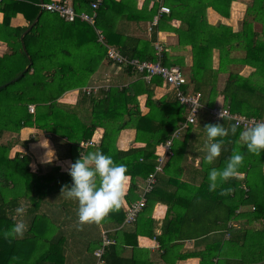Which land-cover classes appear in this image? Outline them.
<instances>
[{
    "label": "trees",
    "instance_id": "16d2710c",
    "mask_svg": "<svg viewBox=\"0 0 264 264\" xmlns=\"http://www.w3.org/2000/svg\"><path fill=\"white\" fill-rule=\"evenodd\" d=\"M64 1L68 0L56 2ZM138 1H68L76 13L93 16L96 12L92 25L80 19L67 22L43 9L39 0H0V12L4 14L2 28H8V34L0 35L8 50L0 58V264H75L77 257L86 253L95 259L94 264V253L103 246V233L111 242L105 247V264H153L149 251L139 247L140 237L159 244L165 264H180L189 258H198L200 264L251 261L264 264V231L229 227L240 219L250 223L264 220V151L248 152L239 139L243 130L236 127L235 134L229 132L220 138L221 153L214 162L205 164L203 159L208 143L205 125L221 124L227 129L235 125L228 119L216 123L208 117V109L218 97H223L224 106L230 107L232 113L264 118V0H254L247 8L237 32L224 24L209 25L206 16L212 8L222 17L230 18L232 4L237 0H142L141 6ZM94 4L98 6L96 10ZM161 5L169 7L170 13L160 14ZM20 13L30 23L29 27H11L12 18ZM157 16L159 20L154 24ZM176 20L181 23L179 27L174 26ZM141 22L147 24L143 35L125 29L126 24L138 26ZM97 30L102 31L103 41L99 40ZM165 30L176 34L179 46L192 48L186 88L193 85L194 92L207 96L205 99L203 95L207 109L201 111L200 121L184 130L180 127L186 120V106L179 103L173 89L161 77L148 82L132 67H117L108 57V48H115L128 61L157 62V36ZM237 52L242 56H236ZM161 61L168 67L177 66L183 71L187 68L184 57L173 56L167 48L161 50ZM247 65L255 69L249 76L232 71V67ZM98 72L103 80L121 74L138 79L131 84H111L108 91L101 89L88 95L82 89L99 86L91 84ZM223 73L228 78L219 91V75ZM75 90L81 95L80 101L91 107L90 124L82 120L74 105L61 102L63 95ZM31 105L35 106V113L30 112ZM144 107L148 109L146 114ZM33 127L54 129L66 137L73 162L83 153L81 145L89 143L98 128H104L97 151L126 164L130 177L124 194L126 201L121 202L120 208L99 222L81 224L77 218L78 202L67 201L62 206L72 218L59 228L51 223L48 214L38 213L40 200L48 194H60L62 186L58 183L71 177L55 169V175L42 178L32 171L28 156L20 152L12 155L17 136ZM126 128L135 130V143L123 151L115 144ZM169 141H173L171 153L164 158L162 172L156 173L162 147ZM234 149L244 155L238 174L218 183L210 192L208 171L222 168ZM88 152H93V148L89 147L85 154ZM153 173L157 181L146 195V206L135 221L129 222L127 207L139 200L142 187L138 185ZM23 201L33 203L24 215L28 226L23 236L4 238L3 233L17 222L14 210ZM159 203L167 206V212L158 235L152 212ZM244 206H253L254 211L238 214ZM75 217L77 224L91 229L77 228L72 221ZM100 225L107 229L111 225L116 231H102L96 236L94 230ZM69 226L71 230L75 227L79 234H72V230L74 237H70ZM79 235L86 241L85 248L67 251L68 240L79 241ZM189 240H195L198 250L179 253L181 245H176L177 242ZM127 248H132L130 255ZM67 252L70 253L66 257ZM250 255L256 259H250Z\"/></svg>",
    "mask_w": 264,
    "mask_h": 264
},
{
    "label": "crops",
    "instance_id": "0c3cea01",
    "mask_svg": "<svg viewBox=\"0 0 264 264\" xmlns=\"http://www.w3.org/2000/svg\"><path fill=\"white\" fill-rule=\"evenodd\" d=\"M56 1H60V0H51V3L56 2ZM68 1L71 2L72 0H68ZM237 1L238 2L233 3L232 7H234V5L235 6L237 5V7L244 9L245 5H242V4H245V2H243V1L239 2L240 0H237ZM39 2H44V1L39 0ZM138 2H139L140 6L143 3L142 0H140ZM248 2L249 1H247V3ZM236 8H231L230 18L222 17L217 12H215L212 8L208 9L207 15H206L208 24L212 25V26L224 24V25L232 27L233 30L236 32L239 31L242 27V20H243V17L245 16L246 10L244 11V13L242 15L241 24L239 26H236V23H235V25H233V22L235 19V18L233 19V15L237 14ZM232 10L235 11V13H233ZM3 20H4V14L0 12V35L1 36H5L6 34H8V28L7 29L2 28ZM29 25H30V23L26 20L25 16L21 13L18 14L16 17H13L11 20V27H13V28H26V27H29ZM180 25H181L180 21H178V20L174 21L175 27H179ZM146 26H147V24H145L144 22H141L140 24H138V26L135 24H126L125 29L131 33H134L137 35H143V34H145V32H142V31L144 29H146ZM30 29H31V27H30ZM28 31H29V29H28ZM148 35H149V33H148ZM148 35L146 33V38L148 37ZM21 39H22V37H21ZM157 39H158V44H160L161 47L163 46V48H165V49L167 48L168 51H170L173 56L184 57L185 63L187 65V68L184 69L185 70L184 72L186 73V75H187V73L190 74V67L192 65V56H191L192 48H191V46H186L185 48L179 46L178 45V38H177L176 34L174 32H170V31H166V30L164 32H158ZM7 52H8L7 44L5 42H3L2 40H0V58H3ZM218 54L219 53L216 51L215 52V67L216 68L218 67ZM242 67H243L244 72H248L246 75L243 74V72L240 73L241 75H244V76H249L255 70L253 67H251L249 65L242 66ZM27 69H28V67H27ZM95 76L96 77H93L92 82H91V84L93 83L94 85L95 84L99 85L97 80L105 81V84H102V85H107V84L111 85L112 84V85L117 86V84L119 85L122 83L123 84H131L132 82H134L138 79L137 77L134 78L131 76H127L125 74H121L119 76H120V78L123 77V80L120 83H112V82H110L111 81L110 79L109 80H103V77L101 78V76H99V72ZM227 78H228V74H226V73L219 75V82H218L219 91H221V89L224 87ZM189 87L191 90L194 89L193 85L192 86L190 85ZM168 91H170V90H168ZM168 91H167V93H170ZM68 93H71L70 94L71 97L67 96V93H66L65 95H63L64 98L61 99V102H64V103H67L70 105H74L77 108L76 111L82 117V120L85 123L90 124L91 123V118H90L91 107H90V105L84 104L83 102L80 101L81 95H78V93H79L78 90L70 91ZM202 95H204V93ZM142 101H144V100H142ZM217 102H218V104H224L223 97L222 96L218 97ZM76 104H78V106H76ZM143 112H144V110H143ZM144 114H146V112H144ZM118 124H120V123H117L116 125L119 126ZM103 134H104V128H98L96 130L95 134L93 135L92 140L89 143L81 145V147L83 148L82 155H84L86 153V150L89 147L93 148V152H96ZM16 141H18V142L12 148V152H11L12 155H14L17 152H20L21 154L28 156L31 160L32 171L37 173L38 175L42 176V178L47 177L50 174L55 175V173H54L55 169H60V173L65 174V173H67V169H68L70 163H74L72 161V159L70 158V154H69V150H70L69 141L67 140L66 137L62 136L61 133L56 132L54 129L38 130L36 127L26 128V129L22 130V132L20 133L19 136H17ZM134 143H135V130L130 129V128H126L120 132V135L117 138V142H116L115 146L119 150L127 151L134 145ZM44 147H47V148H44ZM49 150H51L53 152L52 161H51V163H45L44 162L46 159L45 153ZM49 159H51V153H49ZM199 162H200V159L197 160L196 165H198ZM244 177H245V175H243V178ZM63 179H64L63 182L58 183L59 187L71 184V178H69L70 180L67 179L66 177ZM53 184H54V186L56 185L55 182H53ZM129 184H130V177H128L127 183L125 185V193L127 192L126 190L128 189ZM245 187H246V185H245ZM55 196L56 195H53V194L49 195L48 194L47 197H44L42 200H40V202H39L40 208L38 210V213H46V214L55 213L58 210V206L63 205L67 201L73 200V199H68L65 196V198L63 200L56 202V201H53V198ZM123 201H126V200L123 198L122 202ZM21 207L23 209H25L27 212V209L30 206H27V208H26V206H24L22 204ZM51 209H53V210L50 211ZM251 211H254L253 206H244L238 210V214L251 212ZM166 212H167V206L164 205L163 203L157 204L153 209L152 218H153V221H154V224L156 227L155 232L158 235L161 234V232H162L161 229H162L164 218L166 216ZM24 217H26V216H20V220L23 219ZM56 219H52L53 222H56L57 221ZM26 220H27L26 218L23 219V222L25 223V225L27 227L28 223ZM65 225H67V224H65ZM65 225L62 224L60 227L65 226ZM78 227L79 226H77V228ZM229 227H232L234 229L242 228L243 231L251 229L254 231L256 230L258 232H261V231H264V220H257V221H253L250 223V222H247L246 219H240L238 221L231 222ZM71 228L72 227L69 226L67 230L69 231L68 233H69L70 237H74L70 232ZM85 228H86V231H87V229H89V227H85ZM90 229H91V227H90ZM102 231H107V232L109 231V233H114L116 231V229L113 228L111 225L108 226V229L104 225H100L99 229L94 230V234L96 236H98L99 232L102 234ZM86 234H87V232H86ZM243 236H244V234H243ZM77 242H78V238L75 240H72V241H71V239H70V241L68 240L67 251H69V250L70 251H76L75 245ZM138 242H139L140 248H142L144 250L146 249L147 251H149L148 252L149 257H150V260L153 264H165V262L161 258V255L163 254V252H162V250H159L160 246L155 240L147 238V237H140ZM242 242H244V237H242ZM85 243H86V241L82 240V244L85 245ZM83 245H82V247H83ZM176 245H181V247L179 249V253H182V254L187 253V252H191L194 250H198V248H197L198 246L196 247L195 240L177 242ZM70 248H72V250ZM131 251H132V248H127V252H126L127 255H130ZM254 252H256V250ZM254 252H253V254H254ZM69 253L70 252H67L66 257L68 256ZM249 258L250 259L251 258L256 259V256L250 255ZM77 259H78V257H77ZM94 260L91 259L89 254H87L85 257L81 258L79 260V262H76L75 264H89L90 261H91V264H93ZM180 264H200V260L198 258H189L188 260L182 261ZM246 264H258V263L251 261V262H248Z\"/></svg>",
    "mask_w": 264,
    "mask_h": 264
},
{
    "label": "clouds",
    "instance_id": "9594fccd",
    "mask_svg": "<svg viewBox=\"0 0 264 264\" xmlns=\"http://www.w3.org/2000/svg\"><path fill=\"white\" fill-rule=\"evenodd\" d=\"M204 130L208 143L205 145L206 154L203 159L205 164H211L220 156L223 144L220 138L227 136L229 132L235 134L237 129L235 125L227 129L221 124H208ZM239 139L243 141L248 152L261 154L264 151V122H257L254 126L241 131ZM45 156L44 162L51 163L53 152L49 150ZM243 160L244 155L238 149H234L222 168H211L207 177L208 190L214 191L218 183L235 177ZM127 172L126 164L117 163L112 156L100 151L80 154L74 163H70L67 173L71 177V184L62 186L61 194L78 202L79 223L99 222L108 213L120 208L128 180ZM24 211L22 207L14 210L15 214L20 216H23ZM25 230L23 220H18L3 233V236L4 238L23 236Z\"/></svg>",
    "mask_w": 264,
    "mask_h": 264
},
{
    "label": "built area",
    "instance_id": "2783aa9c",
    "mask_svg": "<svg viewBox=\"0 0 264 264\" xmlns=\"http://www.w3.org/2000/svg\"><path fill=\"white\" fill-rule=\"evenodd\" d=\"M43 9H46L52 13H56L59 17L67 22H74L76 19H80L81 21L89 22L90 24H95V18L97 17V13L94 12L93 16H90L86 12L83 13H76L72 4L68 1L64 2H52L48 4H41ZM95 10L97 9V4L92 6ZM160 14H169L170 8L161 5L160 6ZM159 20V16L154 21L156 24ZM99 40H104V35L102 31H96ZM156 48L159 52V60L157 62L151 61H140V60H132L128 61L124 59L120 52L117 51L115 48H108V57L111 61H113L117 67H124L129 68L132 67L133 70L137 73H141L144 76L146 81H150L153 77L159 76L161 77L165 85L169 88L173 89L177 100L181 105L186 106V120L183 125L180 127V130H184L188 128L190 125L197 124L200 121V114L201 111H204L206 108L203 95L201 93H196L194 90H191L188 86V79L185 72L177 66H165L162 64L161 61V50L163 49L160 44H156ZM145 74V75H144ZM111 88L110 85H102V86H95V87H85L82 89L83 92L89 94H96L99 90L103 89L108 91ZM31 113H35V106L31 105L29 107ZM221 113V117H220ZM208 117L212 119L213 122L219 123L223 119H228L234 122L237 128L245 130L249 127L254 126L257 122H264V118L260 119L257 117H245L239 113H232L230 107L224 106V104L216 103L212 108L208 109ZM173 145V141L167 142V144L162 147V155L159 160V165L156 168V173L162 172V163H164V158L168 156L167 154L171 153V147ZM161 152V151H160ZM156 173L151 174L143 183L142 191L139 200L135 203L130 204L127 207V216L128 221L133 222L137 219L139 213L144 209L147 203L146 195L149 194L156 183ZM244 189L247 191L245 185L243 186ZM103 246L102 248L95 251L94 255L96 258V262L94 264H105L104 261V252L105 247L108 246L111 242L108 240L106 233H103ZM229 238V236H227Z\"/></svg>",
    "mask_w": 264,
    "mask_h": 264
},
{
    "label": "rangeland",
    "instance_id": "374dc122",
    "mask_svg": "<svg viewBox=\"0 0 264 264\" xmlns=\"http://www.w3.org/2000/svg\"><path fill=\"white\" fill-rule=\"evenodd\" d=\"M241 1H243V2H245V4H242V5H245V8L243 9V8H240V7H237V5L235 6L234 5V7H232V8H236V12H237V14L236 15H233V19H234V22H233V25H235V23H236V26H239L240 24H241V20H242V15H243V13H244V11L245 10H247V7H250V6H252L253 4H254V0H240L239 2H241ZM247 1H249L248 3H247ZM236 2H238V1H236ZM236 2H234V3H236ZM240 4V3H239ZM233 5V4H232ZM241 5V4H240ZM233 11V10H232ZM246 12V11H245ZM233 13H235V11H233ZM239 13V14H238ZM235 55L236 56H242V53H239V52H237V53H235ZM232 71L233 72H235V71H237L238 73L240 72V73H242L243 72V74H247L248 72H244L243 71V67L242 66H235V67H232ZM110 82H112V83H120L122 80H123V77H121L120 78V76L119 75H113V76H110ZM97 82L99 83V86H102V84H105V81H101V80H97ZM101 84V85H100ZM69 94V95H68ZM71 93H67V96H70L71 97V95H70ZM204 97H205V99L207 98V96L206 95H204ZM63 98H64V96H63ZM218 103V102H217ZM143 110H144V112H146L147 113V109L144 107L143 108ZM123 121H121V122H119L120 124L122 123ZM120 124H118V125H120ZM14 138V140H15V137H13ZM8 141H11V140H13V139H11V138H8L7 139ZM138 186H141V187H143V182L141 183L140 182V185H138ZM48 190H50L49 188H48ZM65 198V195L64 194H58V195H56L54 198H53V201H56V202H59V201H61V200H63ZM24 206H26V208H27V206H31L33 203L31 202V201H27V202H23L22 203ZM25 210V209H24ZM53 209H51L50 211H52ZM24 215H26V210L24 211V214H23V216ZM49 215V218H51L50 220H51V223L54 225V226H58V228L62 225V224H65V221H68L69 219L68 218H72L71 217V214H70V211L68 212V213H66L65 211H64V207L62 206V205H60V206H58V210L55 212V213H51V214H48ZM15 217H14V219H16V221H18V220H20V215H17V214H15L14 215ZM25 218H27V217H24L23 219H25ZM57 218V219H56ZM78 218V217H77ZM23 219H21V220H23ZM52 219H56L57 221L56 222H53V220ZM73 223H75L77 226H80V227H82V230L83 229H85V224L84 225H79V224H77L75 221H77L76 220V217L75 218H73ZM73 230V231H72ZM71 231L73 232L72 234H79L78 232H77V230L75 229V227L72 229ZM20 237V236H19ZM79 238H80V240L76 243V251H81V249L82 248H85V246L82 244V240H81V238H82V235H79L78 236ZM82 245H83V247H82ZM91 246H93V245H90V247ZM74 252V251H73ZM87 255V253L86 254H84V255H82V256H80V257H78V259L76 260L77 262H79V260L81 259V258H83V257H85ZM90 256V255H89ZM91 257H92V255H91Z\"/></svg>",
    "mask_w": 264,
    "mask_h": 264
},
{
    "label": "water",
    "instance_id": "95a60500",
    "mask_svg": "<svg viewBox=\"0 0 264 264\" xmlns=\"http://www.w3.org/2000/svg\"><path fill=\"white\" fill-rule=\"evenodd\" d=\"M44 2H41V4H43ZM25 36V34L22 36V39L23 37ZM30 59V58H29ZM32 65V63H30V65L28 66V68H30V66Z\"/></svg>",
    "mask_w": 264,
    "mask_h": 264
}]
</instances>
